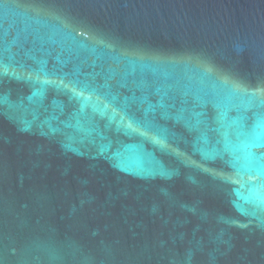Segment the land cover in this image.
I'll use <instances>...</instances> for the list:
<instances>
[{"label":"water","instance_id":"1","mask_svg":"<svg viewBox=\"0 0 264 264\" xmlns=\"http://www.w3.org/2000/svg\"><path fill=\"white\" fill-rule=\"evenodd\" d=\"M0 264H264V0H0Z\"/></svg>","mask_w":264,"mask_h":264}]
</instances>
